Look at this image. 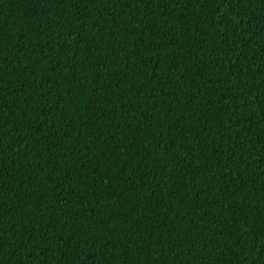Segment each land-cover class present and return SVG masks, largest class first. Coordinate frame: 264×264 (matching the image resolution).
<instances>
[{
	"label": "trees",
	"instance_id": "obj_1",
	"mask_svg": "<svg viewBox=\"0 0 264 264\" xmlns=\"http://www.w3.org/2000/svg\"><path fill=\"white\" fill-rule=\"evenodd\" d=\"M0 264H264V0H0Z\"/></svg>",
	"mask_w": 264,
	"mask_h": 264
},
{
	"label": "snow or ice",
	"instance_id": "obj_2",
	"mask_svg": "<svg viewBox=\"0 0 264 264\" xmlns=\"http://www.w3.org/2000/svg\"><path fill=\"white\" fill-rule=\"evenodd\" d=\"M0 39H2V37H0Z\"/></svg>",
	"mask_w": 264,
	"mask_h": 264
}]
</instances>
